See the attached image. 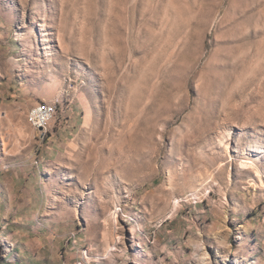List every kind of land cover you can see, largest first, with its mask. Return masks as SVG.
<instances>
[{"label":"rangeland","instance_id":"1","mask_svg":"<svg viewBox=\"0 0 264 264\" xmlns=\"http://www.w3.org/2000/svg\"><path fill=\"white\" fill-rule=\"evenodd\" d=\"M81 260L264 264V0H0V264Z\"/></svg>","mask_w":264,"mask_h":264},{"label":"built area","instance_id":"2","mask_svg":"<svg viewBox=\"0 0 264 264\" xmlns=\"http://www.w3.org/2000/svg\"><path fill=\"white\" fill-rule=\"evenodd\" d=\"M55 112V107L52 104L41 102L38 103L29 113V121L36 128L44 127L47 121ZM77 264H85L84 260Z\"/></svg>","mask_w":264,"mask_h":264}]
</instances>
